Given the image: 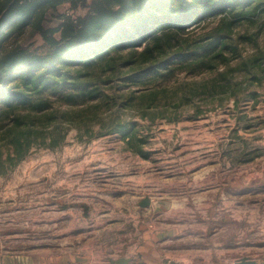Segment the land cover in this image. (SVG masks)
Returning <instances> with one entry per match:
<instances>
[{
	"label": "rangeland",
	"instance_id": "374dc122",
	"mask_svg": "<svg viewBox=\"0 0 264 264\" xmlns=\"http://www.w3.org/2000/svg\"><path fill=\"white\" fill-rule=\"evenodd\" d=\"M87 10L62 5L45 26ZM20 43L45 46L30 30ZM252 48L240 51L247 58ZM214 75L181 74L177 81ZM245 80L235 97L203 98L154 120L125 112L138 129L127 135L99 125L65 133L68 125L45 119L49 130L30 133L20 159L6 148L8 119H0V254H72L104 264L128 254L148 230L171 236L164 244L169 264H264V79ZM53 107L60 117L69 109L56 100ZM51 134L58 136L54 146Z\"/></svg>",
	"mask_w": 264,
	"mask_h": 264
},
{
	"label": "trees",
	"instance_id": "16d2710c",
	"mask_svg": "<svg viewBox=\"0 0 264 264\" xmlns=\"http://www.w3.org/2000/svg\"><path fill=\"white\" fill-rule=\"evenodd\" d=\"M62 5L88 10L46 27L48 14ZM210 17L219 18L196 31ZM239 25L244 28L236 34ZM29 30L42 37V49L22 46ZM262 30L264 0H0L5 146L22 158L30 133L49 130L45 119L68 125L65 133L99 125L104 133L127 135L138 129L125 112L154 120L203 98L235 97L245 79L248 85L264 79ZM247 43L254 49L245 58L240 50ZM233 62L244 67L234 69ZM203 73L215 75L177 81ZM55 100L69 107L61 117ZM48 136L54 146L58 136Z\"/></svg>",
	"mask_w": 264,
	"mask_h": 264
},
{
	"label": "crops",
	"instance_id": "0c3cea01",
	"mask_svg": "<svg viewBox=\"0 0 264 264\" xmlns=\"http://www.w3.org/2000/svg\"><path fill=\"white\" fill-rule=\"evenodd\" d=\"M154 233V234H153ZM145 230L143 240L129 249L128 254L116 256L104 264H115L120 259H126L127 264H168L170 250L164 248V244L170 241V235ZM174 238V237H172ZM0 264H93L89 257H75L72 254L63 256L52 255L49 258H35L29 254L5 255L0 254Z\"/></svg>",
	"mask_w": 264,
	"mask_h": 264
},
{
	"label": "water",
	"instance_id": "95a60500",
	"mask_svg": "<svg viewBox=\"0 0 264 264\" xmlns=\"http://www.w3.org/2000/svg\"><path fill=\"white\" fill-rule=\"evenodd\" d=\"M115 264H127V260L126 259H120L119 261H117ZM238 264H256L254 261L252 260H246L243 259L241 262H239Z\"/></svg>",
	"mask_w": 264,
	"mask_h": 264
}]
</instances>
